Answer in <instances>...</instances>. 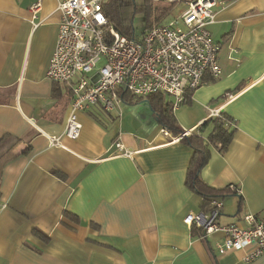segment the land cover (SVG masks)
I'll return each mask as SVG.
<instances>
[{
  "label": "crops",
  "instance_id": "crops-1",
  "mask_svg": "<svg viewBox=\"0 0 264 264\" xmlns=\"http://www.w3.org/2000/svg\"><path fill=\"white\" fill-rule=\"evenodd\" d=\"M218 1L206 27L220 44L221 73L173 113L182 130L204 136L211 109L234 121L230 145L212 147L200 173L211 187L240 189L222 199L217 221L230 224L264 214V0ZM57 6L0 0V139L20 141L1 174L0 264H264V252L249 262L245 250L220 254L221 232L200 236L183 222L201 212L185 184L191 148L163 132L148 102L122 93L110 111L90 105L78 112L77 139L49 144L44 133H63L71 101L46 77ZM116 141L130 157L112 156Z\"/></svg>",
  "mask_w": 264,
  "mask_h": 264
},
{
  "label": "built area",
  "instance_id": "built-area-1",
  "mask_svg": "<svg viewBox=\"0 0 264 264\" xmlns=\"http://www.w3.org/2000/svg\"><path fill=\"white\" fill-rule=\"evenodd\" d=\"M155 3H180L178 12L167 22L146 27L140 35L128 37L107 26L102 11L103 0H58L60 13L57 37L46 77L68 89L71 94L69 112L61 135L44 133L51 146L63 147L62 137L77 139L82 124L78 112L90 105L105 111L114 108L126 92L138 98L164 95L171 98L173 109L185 100V93L203 84L205 75L212 78L221 73L218 63L220 44L207 24L215 18L218 0H152ZM41 6L30 8L32 18ZM240 92L226 93V102ZM222 108V107H221ZM221 108L209 111L219 117ZM234 124V121H233ZM167 134V131H163ZM191 133L184 131V134ZM181 135L172 140L180 141ZM112 156H131L122 142L113 145ZM237 194L240 189L230 186ZM222 200L213 198L207 212L188 213L183 222L202 229L203 235L221 232L218 252L245 250L246 262L264 252V214L244 213L230 224L217 218Z\"/></svg>",
  "mask_w": 264,
  "mask_h": 264
},
{
  "label": "trees",
  "instance_id": "trees-1",
  "mask_svg": "<svg viewBox=\"0 0 264 264\" xmlns=\"http://www.w3.org/2000/svg\"><path fill=\"white\" fill-rule=\"evenodd\" d=\"M150 1L151 0H103L102 11L107 18V26L115 28L125 36L134 37L136 35L133 26V16L138 11L144 13L148 23L147 27L163 24L161 21L166 18L168 14H154L151 4H149ZM213 79L215 78L206 76L204 77L203 83ZM64 89L66 90V88ZM193 91L194 90L187 91L185 93V99L189 100ZM67 94L71 95L69 90ZM125 94L126 92H123L122 96ZM127 96V100H124L128 103L140 101L148 102L161 127L167 130L171 135L176 136L182 134L180 142L191 148V156L187 167L185 184L202 198L200 203V209L202 212H207L211 209V200L213 198H219L222 200L229 194L237 195L235 190L231 189L230 186L223 189L211 187L203 181L200 175L202 168L210 157L211 148L217 147L219 151L223 152L230 145L235 132L233 128L235 124H233V121L230 118L222 112L219 117H210L204 121L200 130L207 125H212L211 131L206 136H204L202 132L184 134V130H182L177 124V120L173 113L174 109L172 107V102L167 101L164 98V95H150L138 98L128 93ZM19 143L20 141L15 137L5 136L0 139V183L3 166L8 160L16 156V148ZM191 232L200 236L203 234L202 229L197 228L194 225L191 226ZM34 234L39 237L41 236L37 230L34 231Z\"/></svg>",
  "mask_w": 264,
  "mask_h": 264
},
{
  "label": "rangeland",
  "instance_id": "rangeland-1",
  "mask_svg": "<svg viewBox=\"0 0 264 264\" xmlns=\"http://www.w3.org/2000/svg\"><path fill=\"white\" fill-rule=\"evenodd\" d=\"M151 1L149 2V4H151L152 11L154 14H160V13H162V15L168 14L167 17L161 21L162 23H165L168 20H170L176 14V12H178V9H180L181 7L180 3L168 4V3H154L153 1L152 2ZM147 25L148 23L146 21L144 13L140 11L136 12L133 16V26L135 30V35H140L147 27Z\"/></svg>",
  "mask_w": 264,
  "mask_h": 264
}]
</instances>
